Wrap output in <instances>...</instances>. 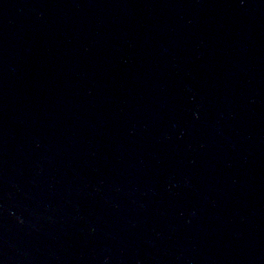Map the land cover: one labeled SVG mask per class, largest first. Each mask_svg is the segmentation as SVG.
<instances>
[{
    "label": "water",
    "instance_id": "1",
    "mask_svg": "<svg viewBox=\"0 0 264 264\" xmlns=\"http://www.w3.org/2000/svg\"><path fill=\"white\" fill-rule=\"evenodd\" d=\"M0 264H264V0H0Z\"/></svg>",
    "mask_w": 264,
    "mask_h": 264
}]
</instances>
